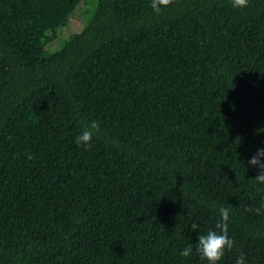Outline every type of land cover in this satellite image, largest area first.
I'll return each mask as SVG.
<instances>
[{
	"label": "trees",
	"instance_id": "1",
	"mask_svg": "<svg viewBox=\"0 0 264 264\" xmlns=\"http://www.w3.org/2000/svg\"><path fill=\"white\" fill-rule=\"evenodd\" d=\"M80 1L0 0V264H264V0Z\"/></svg>",
	"mask_w": 264,
	"mask_h": 264
},
{
	"label": "clouds",
	"instance_id": "2",
	"mask_svg": "<svg viewBox=\"0 0 264 264\" xmlns=\"http://www.w3.org/2000/svg\"><path fill=\"white\" fill-rule=\"evenodd\" d=\"M231 6L236 9L246 8L249 0H229ZM173 0H150V7L156 14H160L162 9L172 5ZM101 131L100 125L96 121H92L84 127L80 135L76 137V143L81 146L91 145L94 135ZM252 167L259 169V175L255 180L259 184H264V149H258L257 153L248 161ZM257 215L264 211V203L259 208L254 209ZM220 221L216 223L215 228L218 231L209 230L206 234H198V247L196 251L200 254L202 260H207L208 264H217V262L224 256L226 250H231L234 246V241L228 236V221L230 212L228 208H219ZM192 229L195 232L198 225L192 224ZM192 248L188 246L180 253L184 257L191 255ZM236 264H246V257L241 254Z\"/></svg>",
	"mask_w": 264,
	"mask_h": 264
},
{
	"label": "rangeland",
	"instance_id": "3",
	"mask_svg": "<svg viewBox=\"0 0 264 264\" xmlns=\"http://www.w3.org/2000/svg\"><path fill=\"white\" fill-rule=\"evenodd\" d=\"M92 0L80 1L73 11L70 13L68 20L62 26L56 28V36L50 39L45 44V51H51L59 47L61 42L71 33L77 31L85 19H87L90 13L86 12L85 9L89 8Z\"/></svg>",
	"mask_w": 264,
	"mask_h": 264
}]
</instances>
